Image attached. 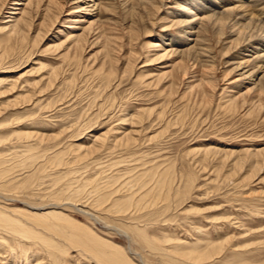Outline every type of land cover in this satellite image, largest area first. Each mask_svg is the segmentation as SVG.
Masks as SVG:
<instances>
[{
	"label": "rangeland",
	"instance_id": "374dc122",
	"mask_svg": "<svg viewBox=\"0 0 264 264\" xmlns=\"http://www.w3.org/2000/svg\"><path fill=\"white\" fill-rule=\"evenodd\" d=\"M103 1L71 48L66 20L0 27V213L22 225L0 264H264V90L234 82L229 26L199 15L161 57L180 0Z\"/></svg>",
	"mask_w": 264,
	"mask_h": 264
},
{
	"label": "bare ground",
	"instance_id": "6f19581e",
	"mask_svg": "<svg viewBox=\"0 0 264 264\" xmlns=\"http://www.w3.org/2000/svg\"><path fill=\"white\" fill-rule=\"evenodd\" d=\"M238 1L241 2L242 6H246L247 9L252 11L259 8V6L264 10V0ZM103 2V0H0V27L1 30L4 31L5 37H20V39H24L27 37L28 31L32 30V25L34 24L42 27L48 26V30L45 32L47 33L54 28L59 20L63 22L67 21L69 25L73 26H67L64 29L68 30V28H74L73 31L70 32L66 41L52 45L55 46V48H61L67 44V41H72L70 45H67L71 48L73 47V43L77 46L80 41L84 40V33L96 22V16L98 15L97 8L101 6ZM66 5L68 7L67 9L65 7ZM176 5L179 9L169 12V22L179 23L181 33L183 32L184 36L186 34L187 37L185 36L186 38L183 40H173L171 37H165L169 35L167 32H165L164 35L162 34L159 41H162L163 46L161 45L162 47L160 46L158 48V50H160L158 53L161 57L169 56V54L173 52L182 51L180 47H172L173 43L186 44L192 48L191 43L196 40V36L198 35H196V31H194L198 26H196L197 22L195 21V17L199 15L201 19L206 22L215 23L216 26L220 25L221 29L223 26L226 27L228 25L229 38L226 42L229 44V48L232 49L235 47V52L229 58V62L232 64V70L236 72L235 78H233L234 82L236 81L237 85L241 88L246 84L247 91L254 90L258 92L256 94L260 95L259 92L261 93V90H264L262 87V85L264 86V18L256 19L250 16L244 17L242 15L240 16V13L225 15L226 12L222 9H218V6H214V3L211 1H201L196 4L189 0H180L176 2ZM78 29H82L83 32L77 33L76 30ZM60 32H62V29L59 28L53 35L56 40ZM45 33H39L38 35L44 36ZM50 40L52 42L55 41L54 39ZM226 42L224 44H226ZM168 66L169 64L166 65V67ZM240 80H242V82H239ZM202 88L205 93L206 89L203 86ZM239 92L240 91H238V93ZM242 93L240 92L239 95H242ZM257 101H260L258 104H263L260 98H258ZM252 155L258 156L256 152ZM242 160L241 158L238 162L243 163ZM253 163L255 164L254 166H259L258 164H260V161L254 160ZM21 227L22 225L18 224V221L12 219L10 215L8 216L5 213H0V228L6 232L16 233L18 231L20 232L18 229ZM32 237H38L45 241V238L39 235H32ZM3 239L4 237L0 238V243H2ZM108 264L124 263L110 260Z\"/></svg>",
	"mask_w": 264,
	"mask_h": 264
}]
</instances>
